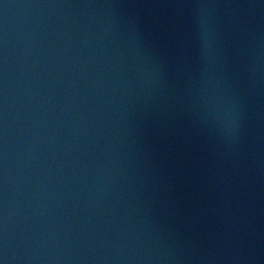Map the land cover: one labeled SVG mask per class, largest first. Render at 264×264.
<instances>
[{
	"label": "water",
	"instance_id": "obj_1",
	"mask_svg": "<svg viewBox=\"0 0 264 264\" xmlns=\"http://www.w3.org/2000/svg\"><path fill=\"white\" fill-rule=\"evenodd\" d=\"M0 264H264V0H0Z\"/></svg>",
	"mask_w": 264,
	"mask_h": 264
}]
</instances>
